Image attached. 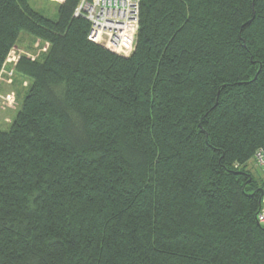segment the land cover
I'll use <instances>...</instances> for the list:
<instances>
[{"label":"trees","instance_id":"16d2710c","mask_svg":"<svg viewBox=\"0 0 264 264\" xmlns=\"http://www.w3.org/2000/svg\"><path fill=\"white\" fill-rule=\"evenodd\" d=\"M0 0V71L49 43L0 129V264H264V0H139L128 56Z\"/></svg>","mask_w":264,"mask_h":264},{"label":"built area","instance_id":"2783aa9c","mask_svg":"<svg viewBox=\"0 0 264 264\" xmlns=\"http://www.w3.org/2000/svg\"><path fill=\"white\" fill-rule=\"evenodd\" d=\"M73 16L88 21L89 41L122 56L132 52L139 27V0H79ZM255 159L264 171V155L258 152ZM256 217L264 224V192Z\"/></svg>","mask_w":264,"mask_h":264},{"label":"rangeland","instance_id":"374dc122","mask_svg":"<svg viewBox=\"0 0 264 264\" xmlns=\"http://www.w3.org/2000/svg\"><path fill=\"white\" fill-rule=\"evenodd\" d=\"M28 2L39 14L54 21L57 20V10L61 3L56 0H28ZM16 45L7 57L9 67L5 70L2 68L0 71V129L3 131H8L11 128L29 87V80L20 74L17 75L14 68L16 62L14 61H17L20 55H31L29 58L33 59L32 56H34L38 61H42L50 47L46 41L27 32L20 33ZM244 168L250 171L261 185L260 182L264 180V171L260 168L255 156L245 163Z\"/></svg>","mask_w":264,"mask_h":264},{"label":"crops","instance_id":"0c3cea01","mask_svg":"<svg viewBox=\"0 0 264 264\" xmlns=\"http://www.w3.org/2000/svg\"><path fill=\"white\" fill-rule=\"evenodd\" d=\"M16 46H17V45H15L14 47H16ZM26 57H31V55H30V56L27 55ZM32 57H33V59H35L34 56H32ZM8 67H9V64H8V62L6 61V64L3 66V70H5V68H8ZM2 73H3V72H2ZM2 73H1V75H3ZM16 73H17V75L19 74L18 72H16ZM20 75H21V74H20ZM21 76H23V75H21ZM23 77H25V76H23ZM25 78L27 79V77H25ZM27 80H28V79H27Z\"/></svg>","mask_w":264,"mask_h":264}]
</instances>
